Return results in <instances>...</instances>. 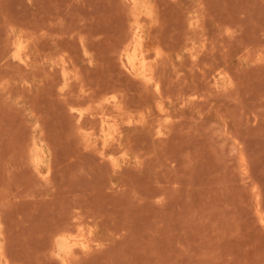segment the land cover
Returning a JSON list of instances; mask_svg holds the SVG:
<instances>
[{
	"label": "rangeland",
	"instance_id": "rangeland-1",
	"mask_svg": "<svg viewBox=\"0 0 264 264\" xmlns=\"http://www.w3.org/2000/svg\"><path fill=\"white\" fill-rule=\"evenodd\" d=\"M0 264H264V0H0Z\"/></svg>",
	"mask_w": 264,
	"mask_h": 264
},
{
	"label": "bare ground",
	"instance_id": "bare-ground-1",
	"mask_svg": "<svg viewBox=\"0 0 264 264\" xmlns=\"http://www.w3.org/2000/svg\"><path fill=\"white\" fill-rule=\"evenodd\" d=\"M130 56V55H129Z\"/></svg>",
	"mask_w": 264,
	"mask_h": 264
}]
</instances>
